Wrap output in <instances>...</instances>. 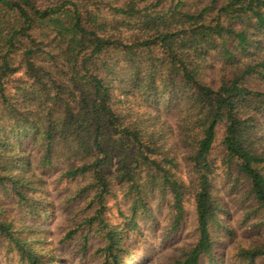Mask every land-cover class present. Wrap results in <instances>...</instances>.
I'll use <instances>...</instances> for the list:
<instances>
[{
	"label": "trees",
	"instance_id": "obj_1",
	"mask_svg": "<svg viewBox=\"0 0 264 264\" xmlns=\"http://www.w3.org/2000/svg\"><path fill=\"white\" fill-rule=\"evenodd\" d=\"M52 171L79 211L58 242L95 238L96 264L132 263L143 226L176 231L188 202L172 264H222L230 240L264 264L228 212L264 227V0H0V264L63 259Z\"/></svg>",
	"mask_w": 264,
	"mask_h": 264
},
{
	"label": "rangeland",
	"instance_id": "obj_2",
	"mask_svg": "<svg viewBox=\"0 0 264 264\" xmlns=\"http://www.w3.org/2000/svg\"><path fill=\"white\" fill-rule=\"evenodd\" d=\"M219 138L220 136L218 135L212 152L214 159H217L220 154V149L218 147ZM59 167H61V165H59L58 168ZM57 173V171H52L46 175L51 190V199L57 207L56 215L47 225V231L45 233V235H47V240L58 247L59 253L63 257L58 264H96L93 251L98 243L95 238H89L90 244L87 245L86 250H83L78 237H74L62 244L58 242L70 227L71 222L79 218V211L75 214L74 210L77 208L69 210H64L62 208L65 205L63 201L64 195L60 190V186H55L53 183V179ZM228 201V212L236 228L237 242L241 245H248L252 242V238L264 237V227L252 230L253 228L242 226L238 220L241 215L236 202L229 198ZM187 209L188 216L183 225L169 234L161 232L160 228H150L149 225H144V234L140 237L134 250L135 253H133L131 257L135 260L129 264H172L173 259L179 254L181 247L191 243L195 238V232L193 230V210L190 202L187 203ZM165 213V210H161L158 213L157 219L160 226L164 224V220L166 219ZM111 217L113 221H119L114 209L111 212ZM232 243L231 240L225 241L221 246L224 251L222 252V264H238L230 250ZM257 264H260V262L258 261Z\"/></svg>",
	"mask_w": 264,
	"mask_h": 264
}]
</instances>
